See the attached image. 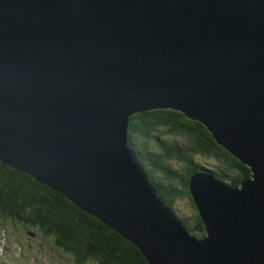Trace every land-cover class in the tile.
Instances as JSON below:
<instances>
[{
	"label": "water",
	"instance_id": "1",
	"mask_svg": "<svg viewBox=\"0 0 264 264\" xmlns=\"http://www.w3.org/2000/svg\"><path fill=\"white\" fill-rule=\"evenodd\" d=\"M180 111L250 169L200 166L196 236L127 141ZM0 162L132 242L149 264H264V0H0Z\"/></svg>",
	"mask_w": 264,
	"mask_h": 264
},
{
	"label": "trees",
	"instance_id": "2",
	"mask_svg": "<svg viewBox=\"0 0 264 264\" xmlns=\"http://www.w3.org/2000/svg\"><path fill=\"white\" fill-rule=\"evenodd\" d=\"M127 141L149 181L175 212V201L186 198L191 214L180 212L196 236L204 234L188 184L206 158L216 178L230 185L250 177V169L219 145L201 122L180 111L162 108L130 115ZM37 225L79 258L97 264H149L141 251L116 230L79 208L62 193L34 176L0 162V220Z\"/></svg>",
	"mask_w": 264,
	"mask_h": 264
},
{
	"label": "rangeland",
	"instance_id": "3",
	"mask_svg": "<svg viewBox=\"0 0 264 264\" xmlns=\"http://www.w3.org/2000/svg\"><path fill=\"white\" fill-rule=\"evenodd\" d=\"M212 160H213V157L206 158V161H203L201 164L208 167L210 166ZM175 207L178 210L176 211V213L178 214L180 212H183L188 215L191 214L192 209L189 206L188 200L186 198L176 199ZM16 226H17V222L13 221L12 226L9 227V231H7L5 234L14 236L16 240L26 244V240H28L27 230H25V228L18 229L16 228ZM37 236L31 242L33 244V249L38 248V247L42 248V251L38 253V260H39L38 264H42V262L47 258L49 259L48 264H73V263L81 264L77 262H70L69 259H65V257L61 255L59 252H55V249L52 246V240H49V238L43 237V236H40V237H37ZM51 239H53V237ZM30 255L32 257L33 254L31 253ZM93 261L95 262L96 260L94 259Z\"/></svg>",
	"mask_w": 264,
	"mask_h": 264
}]
</instances>
